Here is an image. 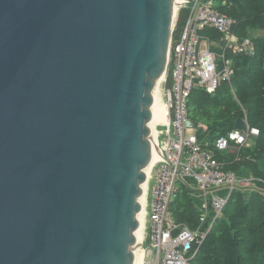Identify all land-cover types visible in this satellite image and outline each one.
I'll list each match as a JSON object with an SVG mask.
<instances>
[{
	"label": "water",
	"instance_id": "obj_1",
	"mask_svg": "<svg viewBox=\"0 0 264 264\" xmlns=\"http://www.w3.org/2000/svg\"><path fill=\"white\" fill-rule=\"evenodd\" d=\"M181 5L0 0V264H134Z\"/></svg>",
	"mask_w": 264,
	"mask_h": 264
},
{
	"label": "built area",
	"instance_id": "obj_2",
	"mask_svg": "<svg viewBox=\"0 0 264 264\" xmlns=\"http://www.w3.org/2000/svg\"><path fill=\"white\" fill-rule=\"evenodd\" d=\"M182 2L178 12L186 7L189 14L176 37L174 24L163 77L167 121L155 128L158 159L145 191V229L140 244L144 253L142 264H193L235 189L258 190L264 197V185L259 189L256 178L240 177L227 170L226 162L219 160L215 153V150L229 151L238 159L242 148L259 136L260 130L250 125L245 108L242 107L241 118L246 128H234L215 140L209 136L200 138L201 126L189 115V98L195 89L212 94L223 83L233 87L232 64L225 58L220 59L216 52L202 48L203 32L206 29L217 31L221 35L222 49L233 55H255V42L252 37L238 35L237 20L222 11L230 6V0ZM169 78L171 83L167 86ZM180 185L201 199L197 224L193 227L177 221L171 209Z\"/></svg>",
	"mask_w": 264,
	"mask_h": 264
},
{
	"label": "trees",
	"instance_id": "obj_3",
	"mask_svg": "<svg viewBox=\"0 0 264 264\" xmlns=\"http://www.w3.org/2000/svg\"><path fill=\"white\" fill-rule=\"evenodd\" d=\"M222 11L237 20L236 32L246 25L264 27V0H230V6ZM188 14V8H180L174 37L182 30ZM209 35L215 38L217 35L216 39L221 37L218 32ZM253 40L255 55L233 56L235 94L227 83L212 94L195 89L189 98V115L196 124L207 127L205 132L200 129V138L209 136L215 140L235 128L236 120L243 117L244 107L250 125L259 128V136L251 140L252 145L242 148L238 159L229 151L215 150L216 157L226 162L227 170L237 174L246 171L264 180V39ZM170 83L169 78L167 86ZM244 191L234 190L223 216L216 222L193 264H264V199L261 191L256 190L250 191L247 200ZM171 209L178 221L194 225L197 211L187 187H181Z\"/></svg>",
	"mask_w": 264,
	"mask_h": 264
},
{
	"label": "bare ground",
	"instance_id": "obj_4",
	"mask_svg": "<svg viewBox=\"0 0 264 264\" xmlns=\"http://www.w3.org/2000/svg\"><path fill=\"white\" fill-rule=\"evenodd\" d=\"M177 3H181L182 0H176ZM217 34V33H216ZM211 37V36H210ZM217 38V35H216ZM164 77V76H163ZM160 78L159 82L157 83V86L154 90V103H153V114H154V118L152 119V121L150 122V125L153 126V128L155 129L156 127H158L159 125H164L167 121V112H166V103H165V99H164V92H163V88L160 89V91L158 90V87L161 85H163V81L164 78ZM162 91V93H161ZM234 91V89H233ZM154 135V133H153ZM154 139V143H155V138L153 136ZM158 159V155L156 153V150H153V157H152V163L150 165V167L147 168L146 170V174H147V180L150 176L151 170L153 168V166L155 165L156 161ZM147 180L146 182L143 184V189H144V195L142 196L140 203H141V211L138 215V219L140 222V227L139 229L136 231V237L138 240V244L136 245V247L134 248V264H142L143 263V256L141 255V251L139 249V246L142 243V240L144 238V229H145V191L147 188ZM234 195V193H233Z\"/></svg>",
	"mask_w": 264,
	"mask_h": 264
},
{
	"label": "crops",
	"instance_id": "obj_5",
	"mask_svg": "<svg viewBox=\"0 0 264 264\" xmlns=\"http://www.w3.org/2000/svg\"><path fill=\"white\" fill-rule=\"evenodd\" d=\"M207 32V33H206ZM212 32H217V31H215V30H212V29H206L204 32H203V39H202V44H201V46H202V48H205V49H210V50H212V51H214V52H216L218 55H220V59H223L224 60V58L230 63V64H232V66H233V64H234V59H233V56H236V55H233V54H231V53H229V52H226L225 53V51L222 49L223 47H222V42H221V37H219L218 39H216L215 37H212L211 35H209V34H211ZM211 36V37H210ZM222 60V61H223ZM233 62V63H232ZM223 66V64L220 62V67H222ZM234 69V68H233ZM228 84V83H227ZM230 88H231V90H232V92L235 94V91H233V89H234V87H231L230 86ZM198 125V124H197ZM199 126H201V128L200 129H203V132H205L206 131V129H207V127H206V125H204V124H199ZM200 136V135H199ZM250 143H252V141H250ZM249 143V144H250ZM238 175L240 176V177H244V178H248V177H252V178H255L251 173L249 174V173H246V171L244 172V171H240V172H238ZM256 180H257V182H258V186H259V189H262V187L261 186H263L264 184L262 183V181H264V180H262V179H257L256 178ZM181 187L183 186V185H180ZM185 187V186H184ZM180 190H181V188H180ZM245 192V191H244ZM246 192H248V194L250 193V191H246ZM223 193V191H221V194ZM260 194H262V193H260ZM191 199H192V201H193V204H194V208H195V210L197 211L196 212V214H197V216H198V206L200 205V203H201V199H200V197L199 196H193V195H191ZM263 199H264V197H263ZM173 212V211H172ZM173 214H175L174 212H173ZM174 217H175V215H174ZM175 219H176V217H175ZM177 220V219H176ZM178 221V220H177ZM180 222H183V223H185V224H188V223H186L185 221H180ZM193 226H195L196 224H197V218L195 219V223H194V221H193ZM189 225V224H188ZM189 226H191V225H189ZM193 226H191V227H193Z\"/></svg>",
	"mask_w": 264,
	"mask_h": 264
},
{
	"label": "rangeland",
	"instance_id": "obj_6",
	"mask_svg": "<svg viewBox=\"0 0 264 264\" xmlns=\"http://www.w3.org/2000/svg\"><path fill=\"white\" fill-rule=\"evenodd\" d=\"M246 28H244V27H242V28H239L238 29V31H237V33H238V35L240 34V33H242V34H246V35H248L249 37H252V38H257V37H261V38H263L264 39V27L263 26H254V27H252V26H248V25H246L245 26ZM237 29V28H236ZM233 63V62H232ZM164 87H165V85L163 84V85H161L160 84V86L158 87V90L160 91V89L161 88H163L164 89ZM161 93H162V91H161ZM154 135H155V129H154ZM153 135V136H154ZM249 145H252V143H250ZM243 193H245V198L247 199V200H249V196H248V192H243ZM250 194V193H249ZM139 246V249L140 250H142L141 248H140V245H138ZM141 255L143 256V258H144V253H143V250L141 251ZM192 263H194V261H192Z\"/></svg>",
	"mask_w": 264,
	"mask_h": 264
}]
</instances>
